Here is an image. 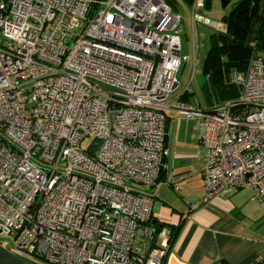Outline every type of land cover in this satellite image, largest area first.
Listing matches in <instances>:
<instances>
[{
	"label": "built area",
	"instance_id": "2783aa9c",
	"mask_svg": "<svg viewBox=\"0 0 264 264\" xmlns=\"http://www.w3.org/2000/svg\"><path fill=\"white\" fill-rule=\"evenodd\" d=\"M168 1L0 0V236L14 254L162 264L170 230L153 202L168 115L196 117L207 149L192 206L249 188L264 213V57L229 71L236 98L211 110L183 101L190 55ZM184 1L192 37L193 25L215 26L206 0Z\"/></svg>",
	"mask_w": 264,
	"mask_h": 264
},
{
	"label": "crops",
	"instance_id": "0c3cea01",
	"mask_svg": "<svg viewBox=\"0 0 264 264\" xmlns=\"http://www.w3.org/2000/svg\"><path fill=\"white\" fill-rule=\"evenodd\" d=\"M182 118L167 117L164 184L153 202L160 224H181L162 264H257L264 258V213L252 199L255 191L242 188L192 206L204 193L205 151L197 148L194 129L187 128L195 121Z\"/></svg>",
	"mask_w": 264,
	"mask_h": 264
},
{
	"label": "trees",
	"instance_id": "16d2710c",
	"mask_svg": "<svg viewBox=\"0 0 264 264\" xmlns=\"http://www.w3.org/2000/svg\"><path fill=\"white\" fill-rule=\"evenodd\" d=\"M205 5L206 9L209 8L210 0H206ZM221 19L224 30L210 35L211 43L202 63V74L207 76L204 99L208 107H204L205 110H211L225 100L236 98L239 94L234 89L236 85L229 81L222 84V79L233 69L244 71L253 55L259 51L264 52V0H236ZM181 99L189 100L187 90L181 95ZM164 225L156 224L158 227ZM165 226L170 230L171 242L181 224ZM33 261L47 264L41 259Z\"/></svg>",
	"mask_w": 264,
	"mask_h": 264
},
{
	"label": "rangeland",
	"instance_id": "374dc122",
	"mask_svg": "<svg viewBox=\"0 0 264 264\" xmlns=\"http://www.w3.org/2000/svg\"><path fill=\"white\" fill-rule=\"evenodd\" d=\"M175 1V2H174ZM169 0L168 2L175 7V9L182 15V23L180 24L181 29V43H182V51L183 55H190V60L183 61L182 67L180 68L177 77L181 83V89H187L189 92V100L188 102L192 104H199L200 107H208L207 103L204 99L205 91L204 85L207 80V76L202 74V63L206 56V52L210 46V35L214 32L223 31L224 30V23L221 19L222 12H227L230 8L232 2L228 3L225 9H221L220 1L219 0H211V6L207 8V17L215 23V27L211 28L207 25H193V31L195 35L192 37L191 35V28L189 23V9L186 5L184 0ZM175 4V5H174ZM192 42L196 46V55L195 60L193 62L192 56ZM257 56L264 57V52H257ZM222 84L228 82V76L222 79ZM235 91L239 93V87H234ZM182 119H191L194 120V126L188 124V129H194V133L196 135V142L197 148L200 147V150L205 151L204 155L206 154L207 149L200 144L199 142V132H198V119L196 117L190 118H182ZM93 140L91 136H85L83 139L80 140L79 145L81 148L88 147ZM197 151L195 150L193 154H196ZM203 156V154H202ZM203 163H204V156H203ZM202 180V177H201ZM170 242V241H169ZM0 244L10 251L16 252L15 246L13 245L12 241L9 238L1 237L0 236Z\"/></svg>",
	"mask_w": 264,
	"mask_h": 264
},
{
	"label": "water",
	"instance_id": "95a60500",
	"mask_svg": "<svg viewBox=\"0 0 264 264\" xmlns=\"http://www.w3.org/2000/svg\"><path fill=\"white\" fill-rule=\"evenodd\" d=\"M228 4L227 0H221V9H224ZM254 55L252 56V58ZM0 264H34L16 254L11 252L9 249L5 248L0 244Z\"/></svg>",
	"mask_w": 264,
	"mask_h": 264
},
{
	"label": "flooded vegetation",
	"instance_id": "af4514ba",
	"mask_svg": "<svg viewBox=\"0 0 264 264\" xmlns=\"http://www.w3.org/2000/svg\"><path fill=\"white\" fill-rule=\"evenodd\" d=\"M225 8H226V7H225ZM225 8H224V9H225ZM214 27H215V26H214ZM211 28H213V27H211Z\"/></svg>",
	"mask_w": 264,
	"mask_h": 264
}]
</instances>
